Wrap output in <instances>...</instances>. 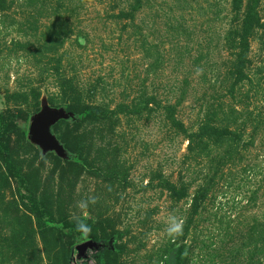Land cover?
<instances>
[{"label": "rangeland", "instance_id": "1", "mask_svg": "<svg viewBox=\"0 0 264 264\" xmlns=\"http://www.w3.org/2000/svg\"><path fill=\"white\" fill-rule=\"evenodd\" d=\"M44 105L62 154L28 136ZM16 116L0 264H75L87 239L79 264H264V0H0V123ZM77 218L91 233L62 236Z\"/></svg>", "mask_w": 264, "mask_h": 264}, {"label": "water", "instance_id": "2", "mask_svg": "<svg viewBox=\"0 0 264 264\" xmlns=\"http://www.w3.org/2000/svg\"><path fill=\"white\" fill-rule=\"evenodd\" d=\"M62 109L50 108L46 105L42 106L41 111L31 117L28 125L29 138L39 144L43 150L55 149L58 154H62V147L59 145L54 136L49 132V127L54 124L57 119L64 116ZM100 243L92 239L83 240L75 244L72 251V261L86 257L87 249H97Z\"/></svg>", "mask_w": 264, "mask_h": 264}, {"label": "trees", "instance_id": "3", "mask_svg": "<svg viewBox=\"0 0 264 264\" xmlns=\"http://www.w3.org/2000/svg\"><path fill=\"white\" fill-rule=\"evenodd\" d=\"M246 18H247V22L251 21V16L250 15H247ZM69 111H71V109H69ZM79 113H80V115H78V116L81 117L82 113H84V112L82 111V112H79ZM78 116H77V118H79ZM9 121L10 122H4V120L1 121L2 123H0V135L3 133V130H5V128L7 130H13V128L15 126H17L19 122L26 123L25 119L22 120V121L18 120V116H16L15 118H11ZM0 154H1V156L3 155V158L6 159V161H7V162H5L6 166H7V170H9L11 173L14 174L15 173L14 172V167H13L12 162L10 161V158H9L7 152H6V144L0 145ZM30 201H31L32 206H33L32 211H34L35 214H36L37 224L41 228L42 227L43 228L46 227L47 226V221L43 220V218H42V210L44 208H42L40 210L41 205H40L39 202L37 203V200L34 197H31ZM58 227H59V231H60L62 236L63 235H68V236H70V238L76 237V236L83 237V233L78 232L76 230V226H75V229H73V228L71 229L72 226L70 224H68L66 221H64V223L61 226H58ZM67 233H75V234H67ZM72 251H73V248H72ZM72 251H71V253H72ZM71 262H72V254H71Z\"/></svg>", "mask_w": 264, "mask_h": 264}, {"label": "clouds", "instance_id": "4", "mask_svg": "<svg viewBox=\"0 0 264 264\" xmlns=\"http://www.w3.org/2000/svg\"><path fill=\"white\" fill-rule=\"evenodd\" d=\"M97 203V197L95 196H89L86 199L80 200L77 202V207L81 210V211H85L88 206L90 204L94 205ZM183 219L179 218L175 215H172L169 217L168 220V226H167V232L168 235L175 238L179 235L182 234L183 232ZM76 230L78 232L83 233L84 235H88L91 233V227L90 225L86 222V218L85 219H79L77 218L76 220Z\"/></svg>", "mask_w": 264, "mask_h": 264}, {"label": "flooded vegetation", "instance_id": "5", "mask_svg": "<svg viewBox=\"0 0 264 264\" xmlns=\"http://www.w3.org/2000/svg\"><path fill=\"white\" fill-rule=\"evenodd\" d=\"M81 260H84V258L83 259L82 258L77 259L75 264H79V261H81Z\"/></svg>", "mask_w": 264, "mask_h": 264}]
</instances>
